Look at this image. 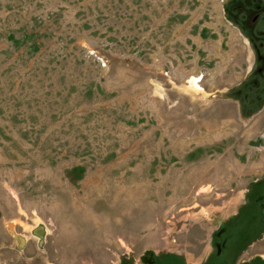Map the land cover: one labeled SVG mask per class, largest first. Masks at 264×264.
<instances>
[{
  "label": "rangeland",
  "instance_id": "1",
  "mask_svg": "<svg viewBox=\"0 0 264 264\" xmlns=\"http://www.w3.org/2000/svg\"><path fill=\"white\" fill-rule=\"evenodd\" d=\"M0 264H264V0H0Z\"/></svg>",
  "mask_w": 264,
  "mask_h": 264
}]
</instances>
